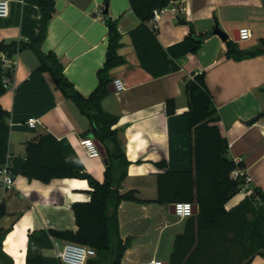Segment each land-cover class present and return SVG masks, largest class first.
Returning a JSON list of instances; mask_svg holds the SVG:
<instances>
[{
	"label": "crops",
	"instance_id": "1",
	"mask_svg": "<svg viewBox=\"0 0 264 264\" xmlns=\"http://www.w3.org/2000/svg\"><path fill=\"white\" fill-rule=\"evenodd\" d=\"M8 1L9 13L0 18V42L36 38L40 28L37 0ZM103 1L54 0L55 12L42 44L43 52H53L61 60L65 77L84 96L97 88V72L106 57ZM175 4L179 9L162 12L158 22L157 39L171 61V71L160 77L151 76L139 63L129 32L140 21L128 0H110L107 5L108 15L121 34L117 52L125 60L110 69V85L114 79H122L125 88H109L101 107L117 117L113 128L120 129L125 138L130 163L120 192L135 190L146 200H125L118 205V236L127 243L120 264H144L151 258L169 264L175 237L185 229L187 218L175 215L170 204L154 199L157 174L162 171L157 162L165 160L172 171L192 168L184 89V81L192 73L204 72L220 116V131L228 141V156L243 163L251 188L264 192V53L239 60L225 55L226 40L237 43L240 49L260 46L264 40V0H175ZM216 27L227 33L226 40L214 34ZM242 27L251 30L249 44L241 45L244 41L238 38ZM198 39L202 44L193 52ZM38 63L30 49L9 59L0 51V73L10 70L12 75L0 96V105L9 113L7 119H0V167L9 165L14 178L10 189L0 185V204L5 208L0 228L8 230L2 247L14 264H25L28 236L36 232L44 264H63L57 253L67 241L56 239L50 230L76 231L71 206L89 201L91 188L81 178H53L47 183L28 179L21 173L25 145L49 133L58 140L74 170L89 173L100 182L105 179V161L102 156L86 154L81 139L97 140L88 118L54 86L48 72L36 70ZM168 98L175 103L173 115L165 111ZM30 117L40 123L29 127L26 121ZM247 195L240 190L226 208L231 209ZM253 200L256 215L251 233L264 252V203ZM98 258L97 254L86 264ZM249 264H264V255L257 254Z\"/></svg>",
	"mask_w": 264,
	"mask_h": 264
},
{
	"label": "trees",
	"instance_id": "2",
	"mask_svg": "<svg viewBox=\"0 0 264 264\" xmlns=\"http://www.w3.org/2000/svg\"><path fill=\"white\" fill-rule=\"evenodd\" d=\"M109 1H103V8ZM128 2L130 10L140 21L129 32L140 65L153 77L169 73L171 61L163 53L157 30L151 29L150 21L153 10L166 7L170 0ZM37 7L40 13L37 37L28 41L0 42V51L9 59L22 50H32L39 62L36 70L48 72L54 86L88 118L90 131L104 145L106 152L105 179L100 182L89 173L74 170L64 158L58 140L49 133L27 141L21 173L28 179L45 183L53 178L86 179L91 188L89 201L74 202L71 206L76 231L51 229L50 234L56 239L94 248L99 258L91 260L90 264H120L127 243L118 236V205L125 200H143L135 190L120 192L130 163L125 154V138L120 129L113 128L117 117L101 107L102 99L109 92L110 69L125 61L117 52L121 34L116 21L109 15L104 17L107 26L105 61L97 72V88L84 96L65 77L61 60L53 52L42 51L55 12L54 0H37ZM201 44V39L196 40L193 52H197ZM225 45L226 57L237 60L264 53V40L253 49H240L237 43L229 40L225 41ZM11 76L10 70L0 73V96L7 89L3 85V78ZM206 83L203 71L192 73L184 81L188 98L185 116L190 131L192 168L172 171L167 169L165 160L157 162L162 171L157 174L154 201L163 205L181 201L197 205L196 213L187 217L183 233L175 237L169 264H249L257 254L264 255L257 247L256 236L251 233L256 215L253 199L258 198L264 203V192L258 187L252 188L249 195L237 205L226 208L227 202L244 184V179L232 177V172L244 166L228 156V141L220 131V116ZM165 111L168 115L174 114L175 103L172 98L166 99ZM8 116V111L0 105V119H7ZM4 214V205L0 204V218ZM7 232L0 228V264H14L12 257L2 247ZM39 238V233L29 234L25 264H44L39 251Z\"/></svg>",
	"mask_w": 264,
	"mask_h": 264
},
{
	"label": "built area",
	"instance_id": "3",
	"mask_svg": "<svg viewBox=\"0 0 264 264\" xmlns=\"http://www.w3.org/2000/svg\"><path fill=\"white\" fill-rule=\"evenodd\" d=\"M179 8L175 4V0H170L169 5L161 9H154L152 12V18L150 21V27L152 30L156 31L158 27V22L161 18L162 12L166 10L176 11ZM9 13V1L0 0V18L6 17ZM239 40L245 41L251 38V30L247 27H242L238 30ZM11 83L8 77L3 78V85L7 88ZM113 84L116 90H122L125 88V84L122 79H114ZM27 125L29 127H35L40 123V120L34 117L27 119ZM82 147L84 148L86 154L89 157H99L100 152L95 140L91 137H84L80 141ZM232 177H242L244 179V184L241 187V191L250 193L251 191V178L246 173L244 167L237 168L232 172ZM14 183V178L9 165L0 167V185L4 186L6 189H10ZM174 204V213L180 218H187L193 215V205L194 203L188 201L176 202ZM96 256V251L94 248L87 246L85 244H80L76 242H66L62 246L61 250L57 253V257L63 264H86L90 258ZM144 264H164L161 259L151 258L145 261Z\"/></svg>",
	"mask_w": 264,
	"mask_h": 264
},
{
	"label": "water",
	"instance_id": "4",
	"mask_svg": "<svg viewBox=\"0 0 264 264\" xmlns=\"http://www.w3.org/2000/svg\"><path fill=\"white\" fill-rule=\"evenodd\" d=\"M108 7L107 6H105L103 9H102V15L104 16V17H106V16H108ZM214 34H218L223 40H226L227 39V33H225V32H223L220 28H218V27H216V29H214ZM235 40H238V38H234ZM109 88L111 89V90H113L114 91V84H111L110 86H109ZM263 115H264V113H262ZM95 143H96V145L98 146V149H99V152H100V156H102L103 158H104V161H105V158H106V152H105V150H104V148H103V146L96 140L95 141ZM170 207L172 208V209H174V204H170ZM196 211H197V205L196 204H194L193 205V214H195L196 213ZM165 264H168V263H165Z\"/></svg>",
	"mask_w": 264,
	"mask_h": 264
},
{
	"label": "rangeland",
	"instance_id": "5",
	"mask_svg": "<svg viewBox=\"0 0 264 264\" xmlns=\"http://www.w3.org/2000/svg\"><path fill=\"white\" fill-rule=\"evenodd\" d=\"M249 43H250V41L248 40V41L242 42L241 45H245V44H249Z\"/></svg>",
	"mask_w": 264,
	"mask_h": 264
}]
</instances>
